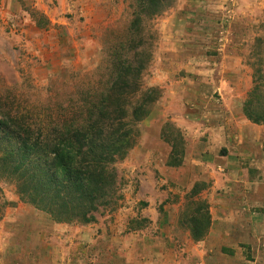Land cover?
Returning a JSON list of instances; mask_svg holds the SVG:
<instances>
[{"label": "rangeland", "instance_id": "1", "mask_svg": "<svg viewBox=\"0 0 264 264\" xmlns=\"http://www.w3.org/2000/svg\"><path fill=\"white\" fill-rule=\"evenodd\" d=\"M135 3L0 0V98L47 122L59 105L105 84ZM143 35L150 58L141 89L157 99L114 164L111 204L93 223H56L0 177V264H125L120 241L139 264H264V202L256 203L264 179L226 190L239 174L219 169L223 144L239 139L235 114L252 88V64L264 58V0H170L144 21ZM240 115L264 152V125ZM196 209L210 219L201 240L190 232Z\"/></svg>", "mask_w": 264, "mask_h": 264}, {"label": "trees", "instance_id": "2", "mask_svg": "<svg viewBox=\"0 0 264 264\" xmlns=\"http://www.w3.org/2000/svg\"><path fill=\"white\" fill-rule=\"evenodd\" d=\"M169 6L170 0H136L125 35L111 48L106 83L59 105L55 118L32 120L0 98V177L13 180L20 198L56 223H93L95 213L114 199V164L126 155L136 124L157 99L155 89L143 91L140 84L150 58L144 21ZM252 67L242 113L264 125V58L257 56ZM199 212L190 217L194 240L205 236L210 223L208 212Z\"/></svg>", "mask_w": 264, "mask_h": 264}, {"label": "crops", "instance_id": "3", "mask_svg": "<svg viewBox=\"0 0 264 264\" xmlns=\"http://www.w3.org/2000/svg\"><path fill=\"white\" fill-rule=\"evenodd\" d=\"M242 114V113H240ZM238 113L235 114V117L237 118V122H239V125L237 126L238 128V142L234 146H227L225 143L222 146L224 149H222V154H221V159L222 163H225V166L223 165L222 168H219L223 171V173H230L231 171H236L239 176L236 179L235 177L228 176L227 180H229V183H226V190H232L233 186L236 184H239L241 187L242 185L249 184V189H252V185L254 184L255 189L256 186L258 185L259 177L264 179V152H257V147L262 146V143L260 142V135L255 137H251L255 131H257L254 127V125L248 123L244 118ZM239 115V116H238ZM213 131H219L223 130L222 128L218 129H212ZM248 139V140H246ZM227 146V147H226ZM219 156V155H217ZM205 156L199 155V160L196 159V161H199L197 164L201 165L202 168L205 166ZM233 161L232 165H230L229 161ZM220 162V161H219ZM192 164V162H191ZM192 169L195 165H191ZM195 168V167H194ZM197 170H199V167H196ZM249 175H252L255 177L254 182L249 180L248 177ZM236 182V183H234ZM251 182V183H250ZM245 189V187H244ZM229 195V197H233L234 194V199H239L240 201H244L246 203L251 202V194L247 196L239 195V192H237V196H235V192H229L225 191ZM248 194V193H247ZM258 197V196H257ZM247 198V199H246ZM248 200V201H247ZM256 203H261L264 202V199H256ZM237 202V203H239ZM238 210H236V213ZM120 246H123L121 250V256L124 258L125 264H130L131 262H136V264H139L140 258L138 257L137 254L132 259L131 255H128V246L125 247L123 245L122 241H120Z\"/></svg>", "mask_w": 264, "mask_h": 264}]
</instances>
